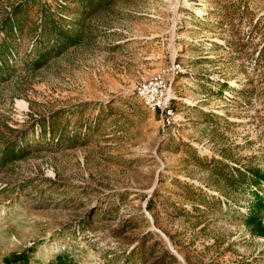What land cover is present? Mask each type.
Masks as SVG:
<instances>
[{"label": "rangeland", "instance_id": "obj_1", "mask_svg": "<svg viewBox=\"0 0 264 264\" xmlns=\"http://www.w3.org/2000/svg\"><path fill=\"white\" fill-rule=\"evenodd\" d=\"M260 226L264 0H0V264H264Z\"/></svg>", "mask_w": 264, "mask_h": 264}, {"label": "trees", "instance_id": "obj_2", "mask_svg": "<svg viewBox=\"0 0 264 264\" xmlns=\"http://www.w3.org/2000/svg\"><path fill=\"white\" fill-rule=\"evenodd\" d=\"M50 125H51L50 126V130L53 132L54 131V128L56 126V123L55 122H51ZM43 127H44V128H42L43 129V132H45L46 131L45 124H43ZM16 145H18V141L17 142L16 141H14V142H8L7 144H3L1 147L2 148H5V151L8 148H12L11 150H14L16 148ZM5 151H4V153H5ZM251 221L254 224L256 223L257 225L260 224L258 222V218H256L255 216H252ZM260 227H261L260 228V233L264 234V228H262V226H260ZM28 260H29V255L27 253H23V254H14L13 256L8 257L6 259V262H7V264H11L13 262H18V261H21V262L23 261L24 263H26Z\"/></svg>", "mask_w": 264, "mask_h": 264}]
</instances>
